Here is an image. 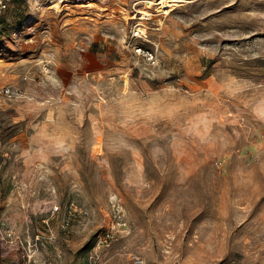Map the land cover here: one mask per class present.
I'll list each match as a JSON object with an SVG mask.
<instances>
[{"label":"rangeland","instance_id":"obj_1","mask_svg":"<svg viewBox=\"0 0 264 264\" xmlns=\"http://www.w3.org/2000/svg\"><path fill=\"white\" fill-rule=\"evenodd\" d=\"M160 1L12 2L0 264L264 261V0Z\"/></svg>","mask_w":264,"mask_h":264},{"label":"built area","instance_id":"obj_2","mask_svg":"<svg viewBox=\"0 0 264 264\" xmlns=\"http://www.w3.org/2000/svg\"><path fill=\"white\" fill-rule=\"evenodd\" d=\"M12 2H14V0H0V18L9 10ZM163 12L165 11L163 10ZM146 40H148L147 29L144 27V24L141 23L131 30L127 42L128 49L131 51L136 62L143 61L149 66H157L160 63L158 50L145 45L144 42ZM17 92L18 91L14 90L12 86L2 87L0 89V99L6 98L12 100L18 95ZM26 264H31V262H26ZM261 264H264V261Z\"/></svg>","mask_w":264,"mask_h":264},{"label":"bare ground","instance_id":"obj_3","mask_svg":"<svg viewBox=\"0 0 264 264\" xmlns=\"http://www.w3.org/2000/svg\"><path fill=\"white\" fill-rule=\"evenodd\" d=\"M180 1L181 0H162L159 2V4L162 3V5H163L162 11L164 10L165 13L170 14L172 12V10H174L176 8V6H179Z\"/></svg>","mask_w":264,"mask_h":264},{"label":"trees","instance_id":"obj_4","mask_svg":"<svg viewBox=\"0 0 264 264\" xmlns=\"http://www.w3.org/2000/svg\"><path fill=\"white\" fill-rule=\"evenodd\" d=\"M7 13V12H6ZM6 13L0 18V24H2L3 22H4V20L6 19L5 17H6ZM4 28H5V26H4ZM6 29V28H5ZM3 31V30H2ZM1 49H0V53H1Z\"/></svg>","mask_w":264,"mask_h":264}]
</instances>
